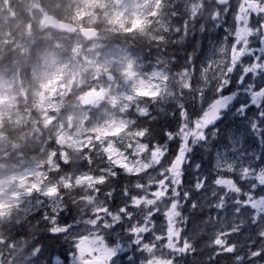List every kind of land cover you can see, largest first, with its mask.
<instances>
[{
	"label": "snow or ice",
	"instance_id": "snow-or-ice-1",
	"mask_svg": "<svg viewBox=\"0 0 264 264\" xmlns=\"http://www.w3.org/2000/svg\"><path fill=\"white\" fill-rule=\"evenodd\" d=\"M0 264H264V0H0Z\"/></svg>",
	"mask_w": 264,
	"mask_h": 264
},
{
	"label": "clouds",
	"instance_id": "clouds-1",
	"mask_svg": "<svg viewBox=\"0 0 264 264\" xmlns=\"http://www.w3.org/2000/svg\"><path fill=\"white\" fill-rule=\"evenodd\" d=\"M21 2H22V0H15V3H17V4H19Z\"/></svg>",
	"mask_w": 264,
	"mask_h": 264
}]
</instances>
